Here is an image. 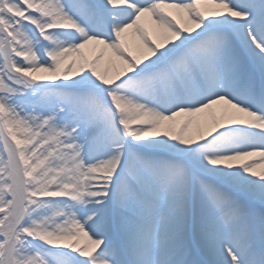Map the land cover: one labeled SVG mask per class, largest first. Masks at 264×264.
<instances>
[{
  "label": "snow or ice",
  "instance_id": "snow-or-ice-1",
  "mask_svg": "<svg viewBox=\"0 0 264 264\" xmlns=\"http://www.w3.org/2000/svg\"><path fill=\"white\" fill-rule=\"evenodd\" d=\"M0 264H264V0H0Z\"/></svg>",
  "mask_w": 264,
  "mask_h": 264
}]
</instances>
